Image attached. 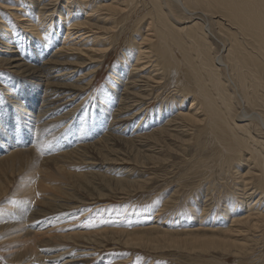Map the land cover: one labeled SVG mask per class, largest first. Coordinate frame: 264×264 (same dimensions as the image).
Returning <instances> with one entry per match:
<instances>
[{
	"label": "bare ground",
	"instance_id": "1",
	"mask_svg": "<svg viewBox=\"0 0 264 264\" xmlns=\"http://www.w3.org/2000/svg\"><path fill=\"white\" fill-rule=\"evenodd\" d=\"M0 8L10 11L8 17L0 15V66L20 74L18 78L10 77L0 70V199L8 193L12 178L24 172L13 192L24 199L6 200L9 208L0 213V242L4 234L12 236L23 230L24 236L31 237L26 251L14 254L12 262L32 254L37 259L32 264H83L79 252L76 254L72 248L52 252L50 243L65 238L98 242L111 234L115 242L125 239L129 245L149 249H160V235H167L170 246L181 248V242L186 241L190 250L216 248L233 254L239 258L236 264H264V252L257 249L264 247V0H0ZM14 22L19 26L14 27ZM63 24L67 27L65 41L73 43H62L53 49ZM124 33L127 38L120 45L121 58L108 79L113 89L106 87L101 92L99 105H103H98L94 113L84 109L76 112L102 64L99 58L104 59L119 44V34ZM18 35L26 40L17 39ZM84 67L87 70L78 74ZM188 97L192 103L183 111ZM151 100H159L158 105L146 111ZM33 108L38 111L36 115ZM30 115L34 117L28 121ZM108 116L106 133L91 142L103 153L110 145L124 143L136 144L137 148L148 146L147 160L156 163L169 159L163 153L168 149L184 154L187 166L177 181L184 186L185 179L200 174L201 178L190 185L197 191L191 192L195 198L188 196L179 201V194L187 190L179 193L178 183L163 206L168 209L177 202L183 204L180 219L189 225L196 215L207 227L198 228L203 232L192 228L171 232L154 224L130 232L105 228L86 230L89 233L44 232L40 236L33 231L36 225L21 226L20 215L33 207V201L38 203V209L33 207L31 218L41 217L36 223L54 224L72 204L82 202L72 195H78L80 188L105 195L102 188L95 186L94 172H82L76 167L78 171H73L72 167L79 166L80 160L84 162L86 146L77 141L87 120L105 117L103 126ZM144 122L147 128L142 127ZM33 126L38 145L19 147V143L32 141L29 134L33 135ZM67 136L77 140L75 148L46 159L49 167L35 161L40 158L38 150L46 143L43 139H47V146L55 143L58 150L68 143ZM189 145L194 147L191 155L186 149ZM142 158L135 156L138 162ZM12 159L18 161L10 162ZM33 160L41 165L37 171L33 169L36 165L32 168ZM127 172H117L123 176L112 177L114 184L107 179L109 190L124 192L141 188L149 181L132 180ZM54 174L65 178L66 183H59ZM11 200L20 203L13 205ZM26 201L30 207L23 210ZM19 207L22 212L16 213ZM162 209L159 212L165 210ZM243 209L248 211L239 215ZM59 211L62 214H57ZM14 212L15 220L12 219L19 223L11 226L8 215ZM138 213L133 217L142 221L145 213ZM227 220L232 224L228 225ZM171 233L185 238L174 239ZM198 260L201 264H227L223 260Z\"/></svg>",
	"mask_w": 264,
	"mask_h": 264
},
{
	"label": "rangeland",
	"instance_id": "2",
	"mask_svg": "<svg viewBox=\"0 0 264 264\" xmlns=\"http://www.w3.org/2000/svg\"><path fill=\"white\" fill-rule=\"evenodd\" d=\"M4 1H8V0H4ZM5 3H7V2H5ZM0 10H1L0 11L1 16H5V17L7 16L8 17V15L10 14V11L6 8L5 9L0 8ZM12 25H14V27L19 26L15 22ZM20 26H21V24H20ZM121 28L122 27L120 26L118 31H120ZM66 30H67V27L65 26V24H63L61 31H59V34L56 35V38H57L56 41L53 42V45H54L53 49H57V48L61 47L62 43L66 44V45L67 44L70 45L73 43L70 40L65 41V37L67 34ZM20 32H18V34H20ZM15 37H16V35H15ZM22 38H24L23 40H26V38L21 36V35H18V37H17V39H22ZM126 38H127V36L125 35V33L122 35L119 34V44L115 45V47L109 53H107V55L104 59L99 58L100 61L102 60V62H101L102 64H100V68L96 72L95 80L90 84L91 86H89L88 90L85 91V93L83 94L84 101L82 103V106L78 107L79 109L78 108L76 109V112L82 111L84 109V110H89V113H91V112L94 113L95 110L97 109L98 105H99V99H100L99 95L101 94V92L104 91L106 87H108L109 89L110 88L113 89L112 85L108 86L109 75L111 74L114 65L117 64L119 59L121 58V54H122L123 50H122L120 45L122 44V42ZM48 49H50V48H48ZM53 49H51V50H53ZM93 64H95V63H93ZM3 69H4V71H6L10 75V77L12 76V77L18 78L19 76H17V75H20L17 72L12 71V69L9 70L5 67L0 66V70H3ZM86 70H87V67H84V69L82 71H80L78 74L83 73ZM0 88H1V85H0ZM78 94H80V93H78ZM39 99L40 98H38V100ZM158 101L159 100L149 101L146 105V107H147L146 111H149L152 108H155L158 105ZM191 103H192V98L188 97L186 99L185 104L183 105V111L188 106H190ZM39 105H40V100L37 103V108L39 107ZM102 105H103V103H100L99 108ZM27 107L31 108L30 105H27ZM32 110H33L32 111L33 115H36L38 111L35 108H33ZM26 115H29V114H26ZM33 115H30V119H27V120L30 121L31 118L34 117ZM106 115H109V114L107 113ZM106 115H105V117H106ZM105 117H102L101 118L102 120H99V119H96V120L91 119V121L87 120L88 124L84 125V127L81 131V134L78 138V141L74 140L73 138L71 139V137L67 136L68 137L67 141L69 144L66 142L65 144H63L61 149H58V150L55 149L53 146L55 143L51 144L49 146L45 145L47 143V139H45V140L43 139V141L46 142V143H44V145L47 147H45L43 145L38 150L39 154L38 153L37 154L39 155L40 158L38 160H35L36 162L42 161V162H40V164L42 163L43 166L46 167V165H47V167H49L48 164H46L47 163L45 161L46 159L55 158L59 154L63 153L66 149L71 151V149L76 147L75 142L77 141V143L79 145L86 146V147H84V149H86L87 152L85 151L84 156H82V158L85 157L84 162H82V160L79 161V159H75V160L79 161V166H73L72 170L78 171L77 169H79V171L83 170L82 172H84V171L94 172L95 175H97L96 179H95V184H96L95 186H97L98 189L102 188L103 191L105 192V195L101 196L97 192L90 191V189L83 191V189L80 188V190H78L79 187L75 186L76 187L75 189L78 190L79 192L77 191L78 195L72 194L73 198L74 197L75 198L80 197L81 198L80 201H82V202H80L79 205L76 202L74 204H72L69 207L71 209H67V214H65V216L63 215L64 216L63 218H58L59 221H56L54 224H52L50 222L49 223H45V222L44 223L43 222L36 223L37 221H39L41 219V217L37 218V219H32L31 214L35 210V208L38 207V203L33 201V204H30L31 206L35 207V208H33V207L29 206V201H26V202H24L26 204H25V207L23 210H26L28 207H30V210H28L26 212L23 211V213H21V215H23V216L20 215L21 220H19L20 222H23V224L21 226H24L27 228L29 225H32V226L36 225V226H34L35 229L33 231H35L36 233H39L38 235H40V236H42V234L44 232H50V233H56L57 232L58 234L59 233L60 234H68V233L75 232V230H76V232H77V230H78V232H83V231L86 232V230L89 232H92V231L95 232V231L103 230L105 228H107L109 230L121 229V230H126V231L130 232V231L138 230L139 228L145 229V228H148L154 224L158 225L157 226L158 228H161L163 230H170L171 232H181L183 230L187 231L189 229L191 230V228H192V230H194L197 233L203 232V230H198V228H200V227L201 228L202 227L207 228V227L206 226L204 227L200 224V220L198 219V217H196V215L193 216V220L191 219L192 222L189 225L186 224L184 219H180V216L178 214L184 210V208H182L183 204H180L179 202H177L180 205H178L176 203V205L173 206L174 208L169 207L168 209H167V207L164 208V206H163L165 201L167 200V198H170V196L173 194V192L177 188L178 183H179V186H181V189H179V187L177 188V191L179 190V193L181 190L182 191L187 190L186 192H184V194H183V192H181L183 195L182 194L180 195L178 193L179 197L181 196L179 201L180 200L183 201L184 198L186 199V197L188 199V196L191 199L195 198L196 194H194V193L197 191L195 189H193L194 187H192L190 185H193V182H195L201 178L200 174L191 175V176H189L190 178H188L190 180H186V179H185L186 181L184 180V186L187 183V185H186L187 189L183 188L184 187L183 185H180V183L182 184L183 182L177 181V179L179 180L180 173L183 172L187 166V163H186L187 158L184 156V154L168 149V151H166V152L163 151V153H165L166 157L169 155L170 156L169 159H166L165 161H161V163H156V162L147 160L148 157H146V154H147L146 150L149 149L148 146H144V147L142 146V148H140V146H138V148H140V150H139L137 148L136 144H135V146H131V144L126 145L124 143L118 144L119 146L121 145L120 148L117 144L113 145V146L110 145L109 147L106 148V150H105L106 152L103 153L98 148H97L98 150L96 149L97 145L95 143H91V142H95L98 138L99 139L102 138L103 134L106 133V125L109 123L110 116H108L107 123L105 125L103 124V126H102L101 123H103V118H105ZM24 125H26V124H24ZM81 125H83L82 122H81ZM137 125H142V124L140 123ZM147 126H148V123L145 124V122L142 125L143 128H147ZM130 128L134 132L136 131V130H134V126H130ZM48 130H50V128H48ZM32 131H33V135L29 134V136H32V141L29 140L27 142V140H26L23 142V144L19 143V145H18L19 147L26 149V148H30V147L38 145L36 143L37 142L36 141L37 135H35V127L34 126L32 128ZM47 133L48 132H46L45 135H49L50 131L48 134ZM49 137L51 138L52 136H47L48 139H50ZM81 140H83V141H81ZM39 142H41V140ZM92 145H93L94 149L92 148ZM88 149L90 150V152ZM92 149H93V151H92ZM109 149H111V150H109ZM186 149H187V152L189 155L194 153L193 152L194 151L193 145H189V147H186ZM5 150L6 149H4L3 151H5ZM137 150H139L140 152H138ZM208 150H209V153L212 151L211 148ZM112 151L116 152V153L113 154ZM142 151L144 152V154ZM137 154H139V156L141 158L143 157L141 162H138L135 160V156ZM107 155H109V156L107 157ZM114 155H116V156H114ZM101 156H104V157H102L103 159L100 158ZM90 158H92L93 160ZM108 159H110V160H108ZM88 160H89V162L91 161L90 162L91 164L93 162L98 163V164L95 165V163H94V164L90 165V163H88ZM16 161H18V160L17 159L10 160V162H16ZM33 162H34V160L32 161V164H34V165H32V168H33V166L38 165L37 167L35 166L33 168L34 170L37 171V169L41 165L39 163H36V162L33 163ZM88 166H90V167H88ZM79 167L80 168L82 167V168L80 169ZM44 169L46 170L47 168H44ZM52 169H54V167H52L51 170ZM122 170H124V171H122ZM127 171L131 174L128 177L130 178V176H131L132 180H134L136 178H138V179L139 178L149 179L148 183L145 185L146 187L143 186L141 188H132V189L129 188V190H126L124 192L120 189H115L116 191L109 190L110 188H108L107 179H109L113 183L114 181H113L112 177L117 176V178H118V177L123 176V175L118 176L117 172H120V174L121 173L123 174ZM23 173H20L16 177L13 176V177H15V179L12 178V183L10 185V189L8 190V193L0 199V208H3L4 210L9 208L10 202L8 203L6 200L19 199V198L24 199V196L20 197V195L14 194L15 189L18 187L17 185L20 183V180H22V178H23V175H22ZM38 174L41 175L40 173H38ZM100 174L102 175V177ZM11 177H12V175H11ZM53 177L59 183H60V181L66 183L65 178L59 179L58 175H56V174H54ZM13 181H14V183H13ZM57 181H55V182H57ZM204 185H206V184H204ZM191 189H193V190L191 191ZM191 192H194V193H191ZM37 193H39V192L37 191ZM71 193H73V191H71ZM185 193H187V195ZM190 193H191V196H190ZM199 194H201V193H199ZM37 196L39 197V195H37ZM87 199H89V200H87ZM99 201H103V202H105V204L101 205V202H99ZM199 203H200L199 205H202V201H200ZM35 205H37V206H35ZM180 206H181V208H180ZM133 208H135L136 211H132ZM161 208H163L165 210L167 209L168 211L167 210L165 211L162 209L163 211L159 212V210H161ZM170 208H171V210H170ZM139 210H141V211H139ZM142 210H144V212ZM16 211H15L16 213L22 212V207H19ZM247 211L248 210L243 209V210H241L239 215H244V214H246ZM15 212L12 213L11 215H8L9 224L11 226H14L15 224L19 223L18 221H14L15 220ZM61 212H63V211H59L57 214H62ZM65 212H66V210H64L63 214ZM137 212H139L140 214L145 213V216L141 217L142 221L135 220V218L133 217L134 213H137ZM155 214L156 215L159 214V215L156 216ZM47 216H49V214L45 215V217H47ZM8 217H6V218L8 219ZM12 218H14V220ZM162 219H163V221L165 220L164 221L165 223H163ZM90 221L93 222L95 224V226H92V227L87 226ZM157 221H159V222H157ZM227 221L229 222L228 225L232 224V222L230 220H227ZM13 222H15V223H13ZM68 222H70V223H68ZM48 224H50V225H48ZM204 224L206 225L205 222H204ZM161 225H163V226H161ZM64 228H66V229H64ZM18 229H19V227H18ZM57 229H58V231H57ZM206 231L210 232L209 230H206ZM89 232H86V233H89ZM166 232H168V231H166ZM24 233H25V230L20 232V234L15 233L12 236H8V235L4 234V236L1 240L2 243L0 242V264H32V262L35 263L37 261L36 257L33 256L32 254H30L29 257L27 255L25 258H23V260H14L12 262V258L14 256V254L16 255V253H18V252L26 251V248L29 247L28 243H29L31 237L24 236ZM0 235H1V233H0ZM17 235L19 237H21L20 240L14 239ZM171 235H173L174 236L173 238L177 239V240H183L185 238L179 234L171 233ZM43 237H46V236H43ZM43 239L46 240V238H43ZM168 241H169V239H168L167 235H160L161 248L157 249V248L153 247V248L149 249V248H144L143 246L129 245L125 242V239H122L121 241L115 242L111 238V234H108V237L102 238V240H100L98 242H90V241H87L83 238L82 239L81 238H74V239H66L65 238L63 240L52 241L50 244L52 246V252H58V251H62V250L63 251H65V250L69 251L71 248H72L71 251H74L75 253L79 252L78 255H82L83 264L84 263L85 264H111L112 261H113L112 264H115V263L116 264L117 263H119V264L120 263L121 264H143L145 262H147L146 264H148L149 262L151 264H190V263L192 264V262H194L193 261L194 259H192V258H194L195 256H196L195 258H197V259H195V262H197L198 264H201V261L198 260V257L202 260H205V261H211L213 259L219 260V261L223 260L222 262H226L227 264H236L239 261L238 260L239 258H235V256L233 254L228 253V255H227L226 252H223V253H225V254H223L221 250L216 249V248H210L208 250H202V251H200L199 249L190 250L189 247L186 246V241L181 242V248L168 245ZM71 244H73V245H71ZM74 246H76V247H74ZM67 247H68V249H67ZM75 249H77V251H75ZM257 249H258V252H264V247L263 248H257ZM39 250L42 252L44 250V247H41V249H39ZM81 252H83V253H81ZM87 253H90V254H87ZM84 255H86V256L88 255L87 256L88 258H86ZM106 257H109V258H106ZM28 258L30 259V261H27ZM79 259H81V258H79ZM85 259H87V260H85ZM113 259H115L117 261L115 262V260H113ZM121 260H122V262H121ZM195 262L193 264H197ZM206 264H208V263H206Z\"/></svg>",
	"mask_w": 264,
	"mask_h": 264
},
{
	"label": "snow or ice",
	"instance_id": "3",
	"mask_svg": "<svg viewBox=\"0 0 264 264\" xmlns=\"http://www.w3.org/2000/svg\"><path fill=\"white\" fill-rule=\"evenodd\" d=\"M11 203H12L13 205H16V204H19L20 201H17V200H11ZM3 211H4V209H3V208H0V213H2ZM87 226L92 227V226H95V224H94L93 222L90 221L89 224H88Z\"/></svg>",
	"mask_w": 264,
	"mask_h": 264
}]
</instances>
